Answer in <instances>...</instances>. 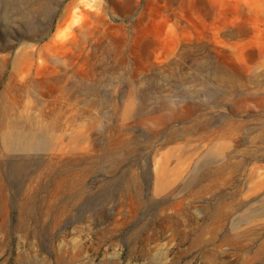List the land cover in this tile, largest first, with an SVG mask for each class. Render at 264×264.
I'll return each instance as SVG.
<instances>
[{
    "label": "rangeland",
    "instance_id": "374dc122",
    "mask_svg": "<svg viewBox=\"0 0 264 264\" xmlns=\"http://www.w3.org/2000/svg\"><path fill=\"white\" fill-rule=\"evenodd\" d=\"M0 264H264V0H0Z\"/></svg>",
    "mask_w": 264,
    "mask_h": 264
}]
</instances>
